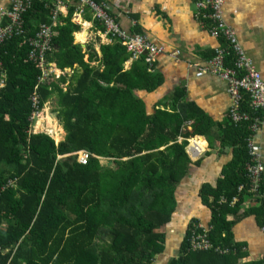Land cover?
Instances as JSON below:
<instances>
[{
  "label": "trees",
  "instance_id": "16d2710c",
  "mask_svg": "<svg viewBox=\"0 0 264 264\" xmlns=\"http://www.w3.org/2000/svg\"><path fill=\"white\" fill-rule=\"evenodd\" d=\"M50 10V1L44 0L23 15L29 35L49 24ZM71 13L55 28L48 60L59 69H76L65 91V77L36 90L40 108L55 98V118L65 134L57 145L45 134L29 132L30 96L39 72L27 59L28 46L21 38L0 46L5 73L0 187L12 184L0 193V264H238L247 253L241 251L245 244L235 241L234 226L252 216L257 228L263 227L264 206L242 210V195L234 208L217 201H229L246 182L247 124L228 123L215 135L199 113L195 121L178 114L180 100L172 112L159 102L148 114L137 92L151 94L162 84L161 76L148 72L142 58L124 69L129 55L118 42L99 44V56L92 44L74 43L79 28L71 23ZM4 23L1 19L0 26ZM195 136L205 138L206 155L232 150L214 185L201 184L194 203L196 211H206L213 247H236L228 255L189 250V237L199 225L195 219L185 226L176 248L172 244L176 188L190 165L201 164L185 153L187 139ZM80 151L88 154L85 165L77 163Z\"/></svg>",
  "mask_w": 264,
  "mask_h": 264
},
{
  "label": "crops",
  "instance_id": "0c3cea01",
  "mask_svg": "<svg viewBox=\"0 0 264 264\" xmlns=\"http://www.w3.org/2000/svg\"><path fill=\"white\" fill-rule=\"evenodd\" d=\"M11 1L0 0V10L9 6ZM103 1L124 33L141 34L163 51L157 56L154 64V72L161 76L162 84L151 94L137 92L138 97L145 103L147 113L150 114L159 102L163 104L160 106L161 109L165 108L172 112L171 106L176 100H180L175 108L178 114L183 113L188 120L195 121L196 114L199 113L205 118L204 121L207 120L213 134L217 135L219 131L221 134L222 127L228 124L227 111L230 105L226 83L215 75L196 77L195 73L196 69L204 66L213 55L214 49L222 43L210 37L200 27L193 0ZM222 16L225 24L233 29L237 43L245 56L264 81V0H223ZM84 19L90 21V15L86 14ZM77 35L79 34L76 33L74 36L75 43ZM89 44L93 45L99 56L98 40L95 38ZM130 64H125L124 69H128ZM188 123L191 122L187 121L185 125ZM187 127L190 130V127ZM194 139H201L204 148L200 156L190 159L188 142ZM182 140L178 138V142ZM186 142L185 153L189 160L194 163L201 159V164L198 167L190 165L188 173L176 188L177 206L172 217L173 230H180L181 236L191 219L198 220L203 228H208L205 224L208 221V216L205 217L206 211L194 209V203L196 200L199 201L198 189L204 183L214 185L219 174L221 175L223 166L232 157L230 148L223 149L225 154L216 155L211 151L206 155L205 153L209 151L208 144L201 136L187 139ZM253 143L261 156L264 180V121L254 133ZM217 144L216 142L213 150H216ZM198 148L201 149V146ZM241 209H245L243 203ZM232 219L230 214L226 216L227 221ZM234 229L235 241L245 244L246 250L242 252L247 253V256L238 260V264L259 260L260 255L264 254V233L257 228L254 218L249 216L241 219Z\"/></svg>",
  "mask_w": 264,
  "mask_h": 264
},
{
  "label": "built area",
  "instance_id": "2783aa9c",
  "mask_svg": "<svg viewBox=\"0 0 264 264\" xmlns=\"http://www.w3.org/2000/svg\"><path fill=\"white\" fill-rule=\"evenodd\" d=\"M49 1L51 3L49 24L38 25L31 35L25 28L23 15L32 9L35 3L44 2V0H12L9 6L0 10V18L5 22L0 26V46L12 38H21L22 44L28 46V61L39 72L34 91L30 96L32 110L28 121L30 124L29 132L32 134L40 133L32 130V127H34L33 129L38 127L43 116V110L48 103L45 102L40 108V100L36 93L38 86L56 82L61 77H65L66 82L61 86L65 91L67 80L76 69L75 66L71 69H59L48 60L53 51L52 40L55 36V28L60 25V18H65L70 9L72 10L70 21L79 28L76 33L83 35L82 40L76 41L77 44L86 45L95 38L99 44L118 42L129 55L125 64L142 58L147 65V71L150 73L154 72L157 56L163 52L161 48L152 45L141 34L128 35L124 33L109 13L103 0ZM193 4L200 27L210 37L222 43L214 49L212 57L205 62L204 66L196 69L195 76L201 77L211 74L226 83V91L230 98L227 111L228 123L234 126L246 123L250 133L245 140L247 161L244 164V173L246 182L237 186L236 196H233L229 201L220 197L217 203L220 206L228 205L229 208H234L239 202V195H242L244 196L242 203L245 209L264 206L263 166L260 153L253 143V135L264 121V81L238 45L233 29L225 24L222 16L223 0H193ZM86 14L90 15V21L84 19ZM76 33L73 34V37ZM86 59L87 56L84 57L85 61ZM0 73L1 89L5 81L1 62ZM244 101H247V110L241 106ZM42 134L52 137L45 132ZM55 144L57 145V143ZM188 145L190 159H194L203 153V149H199L191 141L188 142ZM76 160L77 163L85 165L88 161V154L80 151L77 153ZM11 185V181L2 185L0 193ZM200 228L203 227L199 224L197 229L192 230V235L189 237L188 246L191 252H203L211 249L220 255H228L231 251H237L236 247L233 248L234 245L213 247L207 236L208 229L203 228L202 231H198ZM259 229L264 233V226ZM244 250L246 248L241 247V251ZM259 260L264 262V254L260 255Z\"/></svg>",
  "mask_w": 264,
  "mask_h": 264
},
{
  "label": "rangeland",
  "instance_id": "374dc122",
  "mask_svg": "<svg viewBox=\"0 0 264 264\" xmlns=\"http://www.w3.org/2000/svg\"><path fill=\"white\" fill-rule=\"evenodd\" d=\"M54 109H55V98L48 101L47 107H45L43 110V116H42V119L38 123V127L35 128L36 130L33 129L34 127H32V130L36 132H40V133L45 132L51 135L52 136L51 138L54 141V144L55 143L58 144L61 140H63L64 132L62 130V126L58 123L57 119L55 118ZM100 163L101 165L108 166V167H111L112 165V164L109 165L106 159L101 160ZM173 231L174 233L172 235V242H173L172 244L175 246L178 243L177 241L182 235V232L180 230H173Z\"/></svg>",
  "mask_w": 264,
  "mask_h": 264
},
{
  "label": "bare ground",
  "instance_id": "6f19581e",
  "mask_svg": "<svg viewBox=\"0 0 264 264\" xmlns=\"http://www.w3.org/2000/svg\"><path fill=\"white\" fill-rule=\"evenodd\" d=\"M76 39L77 40H82L83 39V35L82 34H79V35H77V37H76ZM192 143H193V145H196L197 147L198 146H201V149H203L204 147V142L201 140V139H197V140H192Z\"/></svg>",
  "mask_w": 264,
  "mask_h": 264
}]
</instances>
